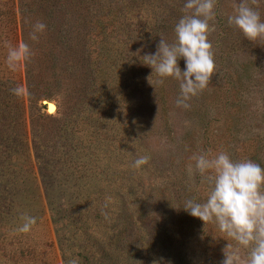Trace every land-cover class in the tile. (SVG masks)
Segmentation results:
<instances>
[{"label":"rangeland","instance_id":"obj_1","mask_svg":"<svg viewBox=\"0 0 264 264\" xmlns=\"http://www.w3.org/2000/svg\"><path fill=\"white\" fill-rule=\"evenodd\" d=\"M239 2L217 0L216 71L185 109L142 57L174 39L184 0H0V264H220L235 242L177 207L206 198L194 154L264 167V40L227 24ZM19 42L32 57L13 71Z\"/></svg>","mask_w":264,"mask_h":264},{"label":"clouds","instance_id":"obj_2","mask_svg":"<svg viewBox=\"0 0 264 264\" xmlns=\"http://www.w3.org/2000/svg\"><path fill=\"white\" fill-rule=\"evenodd\" d=\"M216 3L217 0H184L181 10L184 14L174 26V39L169 42L160 37L156 51L142 56L143 63L157 77L156 85H164L168 78L179 82V96L175 101L178 107L188 109V101L208 87L216 71L212 43L208 39L214 30L211 22L217 15ZM226 22L249 41L264 40V19L248 0H240ZM46 27L39 21L32 24L30 39L37 41ZM31 57L29 44L19 42L8 46L5 63L14 71ZM181 59L183 70L178 64ZM21 91V88L12 89L15 94ZM149 159L148 155L138 156L132 166L139 169ZM191 159L194 165L189 167V175L202 177L207 185L206 198L203 202L187 198L177 208L199 218L203 224L216 225L220 233L235 242V247L227 243L220 264H264V167L252 160L234 161L225 151L214 156L201 152ZM22 219L20 232H29L36 224L34 216L24 215ZM241 249L248 250L246 258L242 259ZM68 264H79V260L70 259Z\"/></svg>","mask_w":264,"mask_h":264},{"label":"bare ground","instance_id":"obj_3","mask_svg":"<svg viewBox=\"0 0 264 264\" xmlns=\"http://www.w3.org/2000/svg\"><path fill=\"white\" fill-rule=\"evenodd\" d=\"M55 110V104L51 102V104L48 105V111L53 112Z\"/></svg>","mask_w":264,"mask_h":264},{"label":"water","instance_id":"obj_4","mask_svg":"<svg viewBox=\"0 0 264 264\" xmlns=\"http://www.w3.org/2000/svg\"><path fill=\"white\" fill-rule=\"evenodd\" d=\"M49 104H51V103H49Z\"/></svg>","mask_w":264,"mask_h":264}]
</instances>
